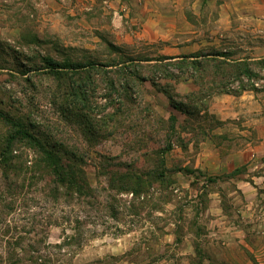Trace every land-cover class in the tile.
<instances>
[{
	"label": "rangeland",
	"instance_id": "1",
	"mask_svg": "<svg viewBox=\"0 0 264 264\" xmlns=\"http://www.w3.org/2000/svg\"><path fill=\"white\" fill-rule=\"evenodd\" d=\"M235 1L231 10L204 12L205 23L222 25V39L207 53L246 60L255 74L243 83L255 88L207 96L209 77L200 89L175 61L139 60L160 44L127 41L125 29L119 22L110 27L96 4L109 2L0 0V112L46 148L64 144L76 155L63 156L67 171H82V180L59 184L29 140L6 147L16 128L0 117V264H175L181 252L192 264H228L233 254L257 264L264 0ZM130 54L138 56L132 70L166 90L184 81L172 93L181 110L149 80L137 84L113 66ZM50 59L72 69L53 70ZM84 64L94 67L75 68ZM166 71L180 75L165 79ZM123 77L133 81L134 94ZM228 231L248 243L222 249L227 245L215 235Z\"/></svg>",
	"mask_w": 264,
	"mask_h": 264
},
{
	"label": "crops",
	"instance_id": "2",
	"mask_svg": "<svg viewBox=\"0 0 264 264\" xmlns=\"http://www.w3.org/2000/svg\"><path fill=\"white\" fill-rule=\"evenodd\" d=\"M109 2L106 5L97 6L103 8L109 14L108 24L112 27L113 22H119L121 27L125 29L127 41L131 42H150L159 43L160 48L158 53L148 55L147 62H155L154 57H178L184 54L207 53L216 40L222 39L220 32L222 25L219 19L214 20L209 24L203 21L202 17L207 9L231 10L235 8L232 2L223 1L217 2L212 0H101ZM124 10V12H121ZM188 11V13H187ZM197 15V16H196ZM126 18V19H125ZM127 24L126 28L123 24ZM216 22V23H215ZM132 25H135L132 27ZM128 29V30H127ZM220 30V31H219ZM117 32L110 33L108 41L113 43L116 41ZM134 58V54H130ZM182 80V79H181ZM181 80L173 83L176 89ZM190 82V80H185ZM261 120V119H260ZM263 122L262 120L260 121ZM259 137L264 138L260 133ZM260 184H264L263 180H259ZM217 238L221 236L224 240L221 243L227 245L222 249L236 250L237 247L242 248L240 244L248 243L246 238L241 240L234 238V233L228 231L224 235H215ZM216 243L219 244L217 240ZM235 245L237 247L235 248ZM257 264H264V229H257ZM186 253V252H185ZM182 253V256L175 258V264L180 261V264H192L191 255ZM207 262H210L208 260ZM211 259V258H210ZM245 256H227L228 264H242ZM165 261V260H164ZM205 261V259H204ZM214 261L217 262L216 259ZM216 262H214L216 264ZM201 264H205L203 261ZM208 264V263H207Z\"/></svg>",
	"mask_w": 264,
	"mask_h": 264
},
{
	"label": "trees",
	"instance_id": "3",
	"mask_svg": "<svg viewBox=\"0 0 264 264\" xmlns=\"http://www.w3.org/2000/svg\"><path fill=\"white\" fill-rule=\"evenodd\" d=\"M142 61H147L149 59H139ZM159 61H175L174 67L179 73L181 74H187L192 81L199 86L200 89L203 88L205 76L209 77V83L205 87L209 90V93L207 96L213 94V93H219V92H225V93H232L234 95H238L241 91L255 88L253 83H250L249 85H246L243 83V77H245L247 80L251 78L253 73L251 66L249 65L246 60H231L227 57H225L221 53L217 52H210V53H197V54H184L178 57H163L158 59ZM134 62L135 58H129L127 61L120 62L113 66H119L122 67V69L125 70V73L128 74L131 77H134L137 81V84H140L144 82L145 80H149L150 83L157 87L159 91L163 92L167 99L169 100L170 104L181 110L180 106L178 107L177 102L174 100L173 90L175 91L174 87H171V85L168 86V90L171 92H168L166 90L167 88L161 87L159 84L155 83V80L152 78H147L144 75H139L138 73H135V68L132 70L131 66L128 64L130 62ZM137 62V61H136ZM94 64H84V65H78L75 68H86V67H94ZM49 68L53 70H57L60 68H71L70 65H59L56 62H53L51 59L48 62ZM110 66V65H106ZM180 74L175 75L172 72L166 71L164 73V76H162L165 79H172L176 80V78L179 77ZM219 79V80H218ZM121 81H125V91L127 93L134 94L133 87L134 83L132 84V80L129 82L128 80H125L124 77L121 79ZM139 82V83H138ZM230 82H235L237 85L234 88H229L228 84ZM83 85V84H81ZM88 85V84H87ZM107 85V84H106ZM110 89H113V84H108ZM123 88V87H122ZM124 97H126V94H124ZM132 103V102H131ZM0 117L10 126L16 128L14 132L9 136V139L6 143V147H10L12 142L15 139L20 140H29L30 143L37 148L39 153L43 156V160L47 162L48 165L52 166L53 172L56 176V182L61 183L62 185L66 184L69 180L76 182V179L82 180L81 178V168L77 169L76 171H67V168L69 164L65 162V158H63L64 155L71 156V158L76 159V155L74 153H70L66 150L64 144L59 145V147H52L53 149L46 148L40 140H38L36 137L30 135L26 129L18 122L12 119L8 114H5L3 112H0ZM110 122V119L108 120ZM102 126L105 125V123H100ZM101 126V127H102ZM55 150V151H54ZM76 175V176H74ZM74 176V177H73ZM123 188V187H120Z\"/></svg>",
	"mask_w": 264,
	"mask_h": 264
}]
</instances>
